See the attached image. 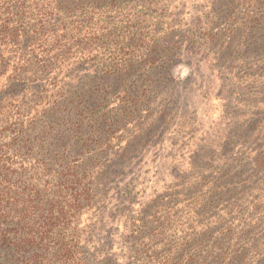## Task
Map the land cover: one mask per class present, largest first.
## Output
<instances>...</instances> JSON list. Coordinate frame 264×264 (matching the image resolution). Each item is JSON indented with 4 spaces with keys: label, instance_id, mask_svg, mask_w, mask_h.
<instances>
[{
    "label": "trees",
    "instance_id": "1",
    "mask_svg": "<svg viewBox=\"0 0 264 264\" xmlns=\"http://www.w3.org/2000/svg\"><path fill=\"white\" fill-rule=\"evenodd\" d=\"M140 1L0 0V264H93L86 255L80 226L83 211L98 198V182L113 173L114 165L103 163L106 151L117 140L113 132H118V115H111L107 103L118 85L111 78L119 79L122 73H113L118 66L128 71L122 76L127 86L124 95L115 97L112 104L113 108L125 105L126 110L137 107L144 97L132 78L139 69L148 72L141 87L152 80L164 85L169 81L155 67H164L160 65L171 55V48L163 47L138 24H128L143 16L137 7L149 6ZM212 4L222 6L224 14L210 18L207 34L211 40L222 36L220 30H211L218 24L216 17L238 25L232 21L237 16L244 23L231 28L224 59L240 62L239 70L249 71V76L264 72V62H251L255 53L257 59H264V0H212ZM131 5L134 11L128 13ZM176 34L190 44L195 41L185 31ZM248 42H252L247 46L251 53L244 54L241 48ZM255 88L256 94L250 97L254 106L248 110L255 109L258 116L251 117V128L264 133V78L263 85ZM257 142L263 144L264 136ZM129 146L122 149L121 161L130 155ZM242 164L240 172L245 174L228 177L219 170L216 189L208 191L202 211L211 212L214 196L224 193L238 207L234 215L242 213V204H247L245 185L264 177V153L255 157L252 167ZM242 175L237 184L232 183L231 178ZM263 206V202L253 205L250 215L254 219L242 223L238 238L245 246L237 248L227 264L247 259V244L252 241L257 264H264L260 231L264 221L259 222ZM204 217L211 226L205 225L209 228L204 233L185 243L181 257L188 259L186 264H224V234L229 230L232 245L235 229L225 225L226 218ZM147 224L141 221L137 231L151 237L152 230H142ZM195 243L209 244L208 252H217L216 257H201V248L192 257L188 250ZM156 255V259L149 256L150 263L163 264ZM164 264L179 263L170 259Z\"/></svg>",
    "mask_w": 264,
    "mask_h": 264
},
{
    "label": "rangeland",
    "instance_id": "2",
    "mask_svg": "<svg viewBox=\"0 0 264 264\" xmlns=\"http://www.w3.org/2000/svg\"><path fill=\"white\" fill-rule=\"evenodd\" d=\"M144 2L149 6L136 9L143 16L128 24H138L158 38L163 47L171 48V55L160 65L164 67H155L168 75L169 81L164 85L152 80L141 87L148 72L139 69L132 76L134 81L130 80L139 83L144 97L137 107L126 110L125 105L113 108L112 104L115 97L124 95L127 86L122 76L128 71L118 66L113 73H122L119 79L111 78L118 85H114L107 103L111 115H118V132H113L112 138L117 140L103 157V163L114 165L113 173L98 182V198L83 211L80 228L86 255L93 264H153L149 256L156 259V254L163 264L170 259L186 264L188 259L181 257L184 245L211 226L204 217L209 214L210 220L226 218L225 225L235 229L232 245L229 230L224 234L227 242L223 262L227 264L233 261L236 249L245 246L243 240L238 242L242 223L254 219L250 214L255 203H264V177L245 185L247 204H242L238 216L234 215L238 207L224 193L214 196L216 205L211 212L202 211L204 198L210 189H216L219 170L228 177L245 174L240 172L242 162L252 167L255 157L264 153V143L257 142L264 133L251 128V117L258 116L257 111L248 110L254 106L250 97L256 94L255 87L263 85L264 72L249 76V71L239 70L240 62L226 61L231 28L244 23L237 16L232 21L238 25L223 23L216 17L218 24L211 30H220L222 36L213 34L216 38L211 40L207 34L210 18L224 14L222 6L213 5L212 0H141L139 4ZM134 5L129 6L128 13L134 11ZM178 31H185L195 41L188 43L176 34ZM250 43L242 46V53H251L247 51ZM251 60L258 65L264 62L262 56L257 59L256 53ZM125 146L132 151L121 161L119 155ZM240 178L243 175L231 181L237 184ZM258 215L257 211L255 218ZM141 221L148 223L142 230H152L151 237L138 233ZM263 221L264 206L259 217V222ZM260 231L263 239L264 225ZM248 243L247 259L232 264H257L255 243ZM198 245L192 244L188 250L192 257L199 254L200 248L201 257H216L217 252H208L209 244Z\"/></svg>",
    "mask_w": 264,
    "mask_h": 264
}]
</instances>
